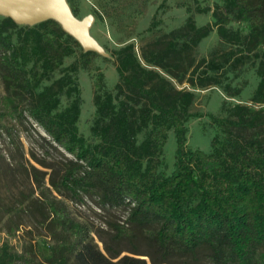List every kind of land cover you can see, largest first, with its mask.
Listing matches in <instances>:
<instances>
[{"label": "trees", "instance_id": "obj_1", "mask_svg": "<svg viewBox=\"0 0 264 264\" xmlns=\"http://www.w3.org/2000/svg\"><path fill=\"white\" fill-rule=\"evenodd\" d=\"M192 1L193 10L210 11L212 21L196 24L187 7L181 25L144 41L138 51L132 42L111 51L118 78L108 89L103 73L95 75L94 142L78 131L77 71L95 51L60 68L78 41L56 20L19 25L9 16L0 18V120L9 116L43 130L44 135L36 133L42 157L33 152L30 157L45 169L9 162L32 177L40 196L21 191L15 202H0V212L26 213L52 240L46 255L31 242L17 251L3 241L0 264H264V0H221L212 7ZM162 4L147 31L159 25ZM231 21L245 23L246 32L231 28ZM213 30L220 42L237 49L198 58L197 45ZM247 55L257 60L259 78L250 103L208 113L216 129L209 151L189 147L185 123L202 114L191 111L195 93L182 84L221 85L227 95H238L242 86L224 83V74L228 64L242 63ZM61 95L68 99L64 107ZM13 129L1 125L0 138L14 146ZM170 131L176 148L166 173L163 147ZM45 191L79 203L91 200L102 209L124 208L126 216L111 224L102 251L88 226ZM17 228L18 223L7 226L9 232ZM138 239L147 250L140 251ZM123 241L130 254L112 246Z\"/></svg>", "mask_w": 264, "mask_h": 264}, {"label": "rangeland", "instance_id": "obj_2", "mask_svg": "<svg viewBox=\"0 0 264 264\" xmlns=\"http://www.w3.org/2000/svg\"><path fill=\"white\" fill-rule=\"evenodd\" d=\"M69 7L74 9L77 18L92 16L88 27L89 38L96 45L95 54H89L85 57L86 62L79 63L77 71V81L80 87L81 112L77 121L78 131L88 142H94L95 138L91 135V127L94 116L93 94L95 92V75L97 72L103 73V82L108 89H112L116 83L118 75L114 66V58L111 51L118 49L122 45L132 42L138 51L139 46L146 40L153 38L162 32L168 31L174 27L181 25L188 15L186 8L190 7L193 19L196 24L202 25L212 21L211 12L197 13L193 9L195 3L192 0H66ZM163 3L157 11V18L160 19L159 25L152 31H147L151 17L157 6ZM215 3H221V0H199L198 4L212 7ZM4 15L0 14V18ZM19 25H23L18 23ZM229 26L233 29L239 28L244 33L247 30L245 23L231 21ZM15 37V36H14ZM237 49L236 46L222 43L215 30L203 38L196 47L195 53L198 58L209 57L211 55H221L225 52ZM87 49L79 42L75 47V51L64 58L60 68L71 64L76 60L80 53ZM255 64H254V62ZM256 61L252 55H247L244 62L237 63L234 66L228 64L225 70L224 83L229 82L231 87L242 86L238 95H227L221 85H211L206 87H191L188 84H182L193 90L195 100L191 107L192 112L201 113V116L189 118L185 125L186 144L191 148H200L204 151L210 149V139L216 132L214 126L209 121L208 113L222 114V106L235 103H250L253 90L258 82V76L255 72ZM225 67V68H226ZM61 74V69L56 70L53 78ZM49 81H44L48 83ZM176 86L177 84L174 80ZM4 94L2 82L0 79V97ZM68 99L60 96V106L64 107ZM1 107V106H0ZM1 111V110H0ZM13 125V135L16 146L3 136L0 138V202L6 206L15 202L19 198L21 191L33 193L40 196V191L33 183L32 177L26 176L22 172L13 170V166H9V162L14 164L22 163L27 168L30 164L45 170L36 163L31 157L30 152L35 153L37 157H42L40 148L37 143L40 140L37 132L44 135L43 130L32 124L17 123L12 117L6 116L0 120L1 125ZM27 129V130H26ZM141 139V135L139 136ZM175 138L173 132L168 133L167 141L163 147V158L165 167L163 170L169 173L173 168V160L175 154ZM23 152V157L20 156ZM12 155L14 160L9 158ZM15 166V164H14ZM21 167V166H20ZM23 170V168L21 167ZM20 169V171H22ZM49 197L55 195L54 192H47ZM64 202L67 212L73 216L78 222L86 224L90 230L93 241L103 251L102 240L106 239L112 230V223H121L124 221L126 211L124 208L102 209L94 204L91 200L87 203H79L67 198H61ZM12 223H18V228L14 232H9L7 226ZM7 241L15 250L20 251L24 244L31 242L39 246L44 255L48 254L46 243H52L45 228L37 221L24 214L9 215L0 212V243ZM136 245L140 251L147 250L145 242L141 239L136 241ZM116 249H122L121 254H130V244L123 241L118 244L113 243ZM146 257V256H141Z\"/></svg>", "mask_w": 264, "mask_h": 264}, {"label": "water", "instance_id": "obj_3", "mask_svg": "<svg viewBox=\"0 0 264 264\" xmlns=\"http://www.w3.org/2000/svg\"><path fill=\"white\" fill-rule=\"evenodd\" d=\"M0 14L28 25L52 18L87 50L97 48L88 35L92 18L78 19L66 0H0Z\"/></svg>", "mask_w": 264, "mask_h": 264}, {"label": "crops", "instance_id": "obj_4", "mask_svg": "<svg viewBox=\"0 0 264 264\" xmlns=\"http://www.w3.org/2000/svg\"><path fill=\"white\" fill-rule=\"evenodd\" d=\"M88 17H91V18H93L92 16H86V17H83V18H80V19H85V18H88ZM79 19V18H78Z\"/></svg>", "mask_w": 264, "mask_h": 264}]
</instances>
